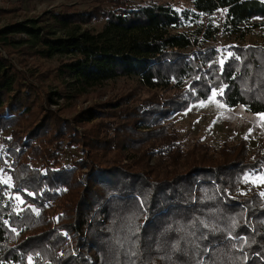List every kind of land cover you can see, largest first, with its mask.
Masks as SVG:
<instances>
[{"label": "trees", "instance_id": "1", "mask_svg": "<svg viewBox=\"0 0 264 264\" xmlns=\"http://www.w3.org/2000/svg\"><path fill=\"white\" fill-rule=\"evenodd\" d=\"M189 1L95 0L0 23V161L12 158L0 264H264V195L252 182L264 148L184 149L168 121L213 90L264 113V1ZM254 31L263 43H232L226 56L211 43ZM116 78L134 82L70 118L49 108Z\"/></svg>", "mask_w": 264, "mask_h": 264}, {"label": "rangeland", "instance_id": "2", "mask_svg": "<svg viewBox=\"0 0 264 264\" xmlns=\"http://www.w3.org/2000/svg\"><path fill=\"white\" fill-rule=\"evenodd\" d=\"M127 1L131 4L167 2L178 10L192 7V3L189 0ZM94 3L95 0H0V8L9 7L16 10L5 17L0 16V23H6L8 19H20L23 16H36L50 9H59L63 5H70L78 9H89ZM217 16H222V12L218 13ZM211 43L226 56V48L232 43L260 44L263 43V38L259 32L254 31L243 39L228 35L218 36ZM23 58L21 57V59ZM24 63L29 68L35 65L39 69H43V67L53 66L55 62L54 60L26 58ZM18 66L20 67V65ZM133 82L134 79L116 78L104 83L102 86L87 91V93L75 99L69 101L56 99L58 103L49 106V108L55 109L61 105L62 116L70 118L90 105L106 101L110 96L120 94L128 86L132 85ZM201 102L191 105L186 111L175 112L169 116L168 121L178 131L179 140L184 149L191 147L194 143L217 145L221 142H226L232 144L240 139L247 140L251 147L260 146L264 148V121L260 120L259 114L248 112L241 105L227 107L216 97L211 101L209 98L203 101V107L199 106ZM11 164L12 158L8 156H5L0 161V184H6L5 181H7V184L11 182L9 173L5 169V167L11 168ZM261 175L264 174H259L258 176ZM258 186L262 193H264V184L258 183ZM17 197L19 195L15 194V203L19 206L21 205L20 201L23 200L20 197L18 200Z\"/></svg>", "mask_w": 264, "mask_h": 264}, {"label": "snow or ice", "instance_id": "3", "mask_svg": "<svg viewBox=\"0 0 264 264\" xmlns=\"http://www.w3.org/2000/svg\"><path fill=\"white\" fill-rule=\"evenodd\" d=\"M229 55H231V53H230ZM220 63H221V65H223L224 61L221 60ZM220 94H221V95L223 94V89L220 90ZM216 95H217L216 90H213L212 96L209 97V100H210V101L213 100V99L216 97ZM199 106L203 107V106H204V102L202 101L201 104H200ZM221 106H222V105H221ZM259 118H260L261 121H264V113L259 114ZM249 179H250L249 175H245V177H244V181H245V182H248ZM252 182H254V183L258 182V183H262V184H264V175H261V176L256 177L255 180H253ZM5 183H7V181H5ZM30 195H31V193H30ZM261 195H264V193H261ZM17 199L19 200L20 198L17 197ZM20 202L23 203V201H20ZM5 223H6V222H5ZM13 231H15V229H13ZM174 249L178 250V245L174 246ZM31 259H32V258L29 257V264H31Z\"/></svg>", "mask_w": 264, "mask_h": 264}]
</instances>
